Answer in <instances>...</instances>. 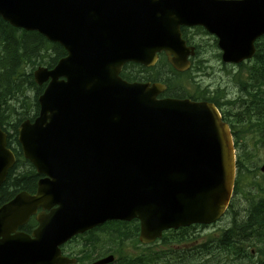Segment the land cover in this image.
Returning <instances> with one entry per match:
<instances>
[{"label": "water", "instance_id": "water-1", "mask_svg": "<svg viewBox=\"0 0 264 264\" xmlns=\"http://www.w3.org/2000/svg\"><path fill=\"white\" fill-rule=\"evenodd\" d=\"M0 16L66 51L53 68L33 71L46 86L37 117L20 122L17 138L45 176L35 194L20 191L0 206V264L73 263L59 245L107 220L137 219L139 240L149 244L164 230L223 214L234 151L216 107L158 99L164 85L119 72L130 61L152 65L162 51L184 69L194 48L181 25L203 26L218 38L222 60L240 63L264 34V0H0ZM13 162L0 128V185ZM52 205L37 214L33 237L17 231Z\"/></svg>", "mask_w": 264, "mask_h": 264}, {"label": "flooded vegetation", "instance_id": "flooded-vegetation-1", "mask_svg": "<svg viewBox=\"0 0 264 264\" xmlns=\"http://www.w3.org/2000/svg\"><path fill=\"white\" fill-rule=\"evenodd\" d=\"M181 33L186 44L194 47V53L189 56V63L184 69H176L168 56L161 52L152 66L128 63V67L123 66L121 72L130 79H136L132 81L165 84L157 98L190 97L198 101L207 100L217 106L232 136L235 180L223 216L211 224L200 226L208 229L205 236L207 257L202 261L206 264H242L252 260L264 263V172L260 170L264 161V128L255 121L260 116L243 112L250 95L256 94L264 98V88L260 91L259 82H253L254 76L249 73V66L255 61V57L238 64L226 63L222 61L217 39L202 26H183ZM263 36L256 40V44L264 39ZM211 60L214 63H210ZM224 77L230 80V87L222 85ZM204 82L210 83L203 86ZM15 151H19L17 146ZM19 158L16 157L4 182L10 174H15L20 169L15 168ZM28 173L34 177V188L27 191L33 194L43 175L32 168ZM254 212L257 216H262L260 220H254ZM252 223L253 227H258V231L249 233ZM37 224L36 221L35 226ZM196 228V225H190L187 243L195 245ZM101 229L102 226L94 227L63 243L60 245L62 255L74 259L76 264H92L109 254L116 256L112 252L116 244H112L111 239L104 237L101 242ZM187 247L190 248L191 245Z\"/></svg>", "mask_w": 264, "mask_h": 264}, {"label": "trees", "instance_id": "trees-1", "mask_svg": "<svg viewBox=\"0 0 264 264\" xmlns=\"http://www.w3.org/2000/svg\"><path fill=\"white\" fill-rule=\"evenodd\" d=\"M64 55L65 50L58 43L48 41L36 31H25L12 27L0 17V126L7 134V147L11 148L17 157H20V161L15 167L20 168L18 172L12 175L9 172V177L0 186V204L10 199L18 191L34 188V177L28 173L33 167L27 160L22 161L20 151L18 153L15 151L16 145L19 146L17 127L22 119L32 120L38 113L37 96L43 91L44 85L39 86L34 83L33 70L39 65L53 67ZM249 68V73L254 76L253 82H259L258 87L262 88L261 86L264 84V39L257 44L255 61ZM122 77L132 80L124 77L123 74ZM243 110L244 113L260 116L258 118L260 120L264 116V98L256 94L250 95ZM252 217L258 221L262 216H257V213L254 212ZM34 222L33 218L30 219L21 229L28 232ZM109 224L110 227L105 229L103 236L100 237L101 242L104 237H107L111 222ZM253 226L254 223L251 224L249 233L258 231V227ZM112 228L116 229L118 233V256L111 264H192L186 261H173L180 256H185L180 253L186 251L176 247V244L187 238L185 232L168 230L160 240L149 245H141L138 241L139 224L137 220L117 221V225H112ZM125 238H129L127 240L141 246L138 255L124 253L123 243L120 241ZM160 246H165V248ZM201 247L198 257H205L203 245ZM186 258L189 257L186 256ZM242 264H252V262Z\"/></svg>", "mask_w": 264, "mask_h": 264}, {"label": "rangeland", "instance_id": "rangeland-1", "mask_svg": "<svg viewBox=\"0 0 264 264\" xmlns=\"http://www.w3.org/2000/svg\"><path fill=\"white\" fill-rule=\"evenodd\" d=\"M210 63H214V60H211ZM243 76H245V74H243ZM210 82H211V81H210ZM210 82H208V83H206V84H205V82H204V85H203V86H207V85H209ZM258 84H260V83H258ZM222 85H228V87L231 86V84H230V80L228 79V77H224V82L222 83ZM212 86H215V84H213ZM261 87H262V88H259L260 91L263 90V88H264V84H262ZM23 167H25V165H23ZM207 232H208V229H207V228H202V227H197V228H196V233H197V238H198V239H201V238L205 237L206 234H207ZM73 247H76V245H74ZM139 249H141V246H138V247H137V250H139ZM132 250H134V245H133V244H128V245L126 246V251H127V252H131Z\"/></svg>", "mask_w": 264, "mask_h": 264}, {"label": "bare ground", "instance_id": "bare-ground-1", "mask_svg": "<svg viewBox=\"0 0 264 264\" xmlns=\"http://www.w3.org/2000/svg\"><path fill=\"white\" fill-rule=\"evenodd\" d=\"M165 85V84H164Z\"/></svg>", "mask_w": 264, "mask_h": 264}]
</instances>
